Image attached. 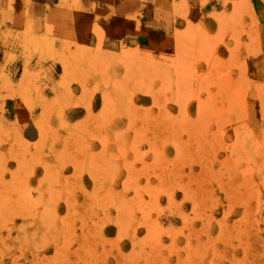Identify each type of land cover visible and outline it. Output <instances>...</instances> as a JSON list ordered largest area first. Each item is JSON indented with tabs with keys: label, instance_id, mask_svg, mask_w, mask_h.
<instances>
[{
	"label": "rangeland",
	"instance_id": "rangeland-1",
	"mask_svg": "<svg viewBox=\"0 0 264 264\" xmlns=\"http://www.w3.org/2000/svg\"><path fill=\"white\" fill-rule=\"evenodd\" d=\"M29 2L0 0L3 115ZM190 2L161 40L71 52L32 103L80 122L0 124V264H264V0Z\"/></svg>",
	"mask_w": 264,
	"mask_h": 264
},
{
	"label": "crops",
	"instance_id": "crops-1",
	"mask_svg": "<svg viewBox=\"0 0 264 264\" xmlns=\"http://www.w3.org/2000/svg\"><path fill=\"white\" fill-rule=\"evenodd\" d=\"M174 1L30 0L23 3V58L10 66L11 76L17 74L13 81L18 84L12 85L14 94L4 99L6 113L0 112V124L15 129L21 142L36 143L47 132L40 129V123L55 126L80 122L85 112L76 104L66 106L67 112L59 120L54 115L42 116V112L33 109L32 102L60 99L63 90L59 81L66 76L72 51L86 49L98 58L161 40L183 21L181 15H175ZM190 1L193 5L196 0ZM69 90L80 92V87L71 85ZM9 107L15 109L13 114H9Z\"/></svg>",
	"mask_w": 264,
	"mask_h": 264
}]
</instances>
